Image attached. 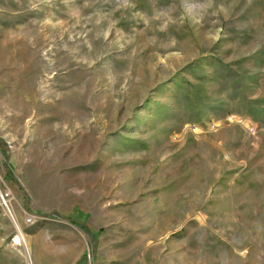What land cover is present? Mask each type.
I'll return each mask as SVG.
<instances>
[{
	"label": "rangeland",
	"instance_id": "374dc122",
	"mask_svg": "<svg viewBox=\"0 0 264 264\" xmlns=\"http://www.w3.org/2000/svg\"><path fill=\"white\" fill-rule=\"evenodd\" d=\"M0 36V264H264V0H0Z\"/></svg>",
	"mask_w": 264,
	"mask_h": 264
},
{
	"label": "bare ground",
	"instance_id": "6f19581e",
	"mask_svg": "<svg viewBox=\"0 0 264 264\" xmlns=\"http://www.w3.org/2000/svg\"><path fill=\"white\" fill-rule=\"evenodd\" d=\"M0 38H1V36H0ZM171 147V146H170ZM1 194V193H0ZM4 201V205L6 206V201L5 200H3ZM11 213V212H10ZM11 216H12V214H11ZM12 220H13V222H14V224H15V227H16V229H17V232H18V235L14 238V243L16 244V245H23V246H25L27 249H28V251H29V246H28V243H27V241H26V239H25V237H24V235H23V232H22V230H21V228H20V225H19V223L15 220V218L12 216ZM29 256H30V251H29ZM30 259H31V256H30Z\"/></svg>",
	"mask_w": 264,
	"mask_h": 264
}]
</instances>
